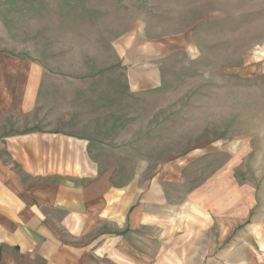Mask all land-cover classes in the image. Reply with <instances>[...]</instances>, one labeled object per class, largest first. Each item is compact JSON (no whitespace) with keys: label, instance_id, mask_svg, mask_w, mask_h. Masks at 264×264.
Returning <instances> with one entry per match:
<instances>
[{"label":"rangeland","instance_id":"1","mask_svg":"<svg viewBox=\"0 0 264 264\" xmlns=\"http://www.w3.org/2000/svg\"><path fill=\"white\" fill-rule=\"evenodd\" d=\"M0 102L9 134L48 137L49 169L152 196L81 264L261 249L264 0H0Z\"/></svg>","mask_w":264,"mask_h":264},{"label":"crops","instance_id":"2","mask_svg":"<svg viewBox=\"0 0 264 264\" xmlns=\"http://www.w3.org/2000/svg\"><path fill=\"white\" fill-rule=\"evenodd\" d=\"M12 112V105L0 102V117ZM2 124L0 121V264L102 260L95 249L107 250L110 242L118 244L127 228H140L142 220L152 215L146 208L151 195L143 207L138 189L112 186L101 177L84 181L49 169L50 160L40 148L48 137L32 134L29 142L19 141V135L9 134ZM51 145L59 148L53 142ZM236 224V219L230 218V228L223 235L234 231ZM261 240V249L254 254L251 240L245 237L242 248L251 253L243 258L237 256L239 244L234 240L214 261L264 264ZM117 248L125 251L122 246Z\"/></svg>","mask_w":264,"mask_h":264}]
</instances>
